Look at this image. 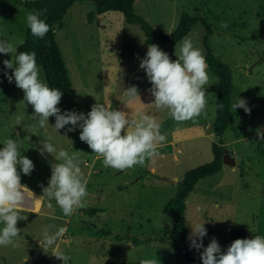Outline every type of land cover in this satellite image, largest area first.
I'll list each match as a JSON object with an SVG mask.
<instances>
[{"label":"rangeland","instance_id":"374dc122","mask_svg":"<svg viewBox=\"0 0 264 264\" xmlns=\"http://www.w3.org/2000/svg\"><path fill=\"white\" fill-rule=\"evenodd\" d=\"M93 8L89 0L73 2L55 29V39L71 81L57 105L61 114L67 110L86 116L95 103H103L109 96L116 110L133 116L138 112L154 116L167 140L194 136L181 142L183 152H175L178 143L166 145L162 154L146 161L143 167L115 171L101 165L102 173L91 174L86 185L87 207L95 210L68 217L65 227L71 238L68 242L63 239L58 242L59 248L71 257L68 264H140L149 258L157 259L158 264H187L169 244L172 221L164 214L163 206L175 192L174 182L185 171L212 158L208 138L214 136L211 132L214 102L209 95L205 114L195 122L182 124H177L166 112L146 106L154 97L148 91L151 84L146 73L139 67L149 47L144 43L141 29L127 23L117 11L95 13L89 22L87 13ZM133 9L151 26L166 33L173 30L181 13L199 14L213 30L208 38L211 53L231 69L230 111L234 118L218 139L234 159V166L225 164L217 173L196 181L187 196L185 209L188 236L190 225L204 223L207 235L203 246L214 237L222 251L235 239L264 236V0H134ZM29 12L32 11L12 0H0V39L15 47L22 42ZM224 22H227L226 28L221 27ZM203 33L204 28L197 23L184 37H190L204 54ZM181 40L154 44L175 60V48ZM11 58V54H0V69H5L3 61ZM38 66L45 81L43 70ZM208 74L210 81L216 83L215 76ZM130 86L137 87L144 105L136 104L132 108L124 105V90ZM23 95L14 81H0V145H4L6 138L16 141L21 155L34 164L25 186L42 195L41 186L47 187L51 165L57 163L55 153L51 156L45 152L41 156L43 142L52 143L57 151L63 149L77 155L80 168H83L81 159L90 162L93 153L79 140V127L68 132L71 126L66 125L56 132L52 128L55 117H49V127L39 128L37 120L32 118L31 105H24ZM237 97L246 99L250 114L240 108L232 111L231 104ZM20 114L25 118L20 126H15V117ZM99 164L102 162L97 161L95 166ZM52 204L48 208L47 201H43L39 214L21 213L27 219L17 222L21 229L19 246L14 256L5 259L0 255V264H26L19 257L22 254L29 257L31 250L34 252L32 264H47L50 249L41 255L42 247L34 243V238L41 237L44 226L54 224L59 228L64 223L61 209L55 201ZM134 238L139 241L133 243ZM186 241L190 246L188 237ZM192 250L200 255L203 248L199 252ZM50 264L63 262L53 256Z\"/></svg>","mask_w":264,"mask_h":264},{"label":"clouds","instance_id":"9594fccd","mask_svg":"<svg viewBox=\"0 0 264 264\" xmlns=\"http://www.w3.org/2000/svg\"><path fill=\"white\" fill-rule=\"evenodd\" d=\"M42 11L29 12L25 17L26 27L32 36L44 38L50 31V26L40 17ZM227 22L221 24L226 28ZM0 54H11L10 60H4L5 69H11L9 76L4 73L9 83L13 80L17 88L23 92L24 105H31L32 118L37 120L38 127H49V117H55L52 128L63 129L66 125L68 132L81 130L79 140L86 143L104 168L115 171H125L135 166L143 167L146 161L160 155L159 149L166 146L167 138L161 134V123L154 116L144 112L132 113L113 108L109 96L103 103H95L85 116L84 113L64 111L61 114L57 105L62 98L59 89L51 88L41 79V69L37 64L34 52H17L16 47L9 41L0 39ZM175 60L169 58L168 53L157 45H149L145 57L139 67L146 73L151 84L148 89L154 101L146 106L166 112L177 124L187 121L195 122L205 114L207 105L206 85L210 84L205 56L201 49L194 46L190 37H184L175 48ZM218 83V82H217ZM127 108L140 104V95L136 86L124 90ZM223 109V104L217 106ZM243 109L250 114L246 99L236 98L231 104L232 111ZM24 114L15 117V126H20ZM51 140V137H48ZM72 144V141L69 140ZM41 156L45 152L53 156L57 163L51 165V176L47 187H42V195L34 199V194L21 183L20 173L30 175L34 169L33 162L21 155L18 144L12 138H6L4 146L0 148V247H18L21 229L17 222L26 220L22 215L25 200V190L31 193L34 200L47 201V207L52 208V201L61 209L64 217H71L79 209L86 208L88 196L87 178L79 167L77 155H70L66 150H59L50 142H43L39 150ZM188 236L190 248L200 252L202 264H264V236L255 235L252 238L235 239L225 251L221 250L217 240L213 237L206 247L203 238L207 235L204 223L190 225ZM67 232L66 227L57 228L56 225L43 227L38 239L42 250L68 264L71 259L64 254L57 243ZM27 260V259H26ZM140 264H158L157 259L141 260Z\"/></svg>","mask_w":264,"mask_h":264},{"label":"trees","instance_id":"16d2710c","mask_svg":"<svg viewBox=\"0 0 264 264\" xmlns=\"http://www.w3.org/2000/svg\"><path fill=\"white\" fill-rule=\"evenodd\" d=\"M30 9L32 12L42 11L40 17L50 26V31L44 38H36L31 35L30 30L26 27L22 42L17 46V52H34L37 64L41 66L46 83L51 88L59 89L61 92L71 86L69 74L65 61L55 39V29L60 25V21L66 12V9L75 1L83 0H12ZM94 4L92 11L87 13V20L91 22L95 13L101 14L107 11L120 12L127 23L136 24L142 31L144 43L147 45L159 42L169 44L182 39L195 24L199 23L204 28L201 37V46L204 51L207 69L217 78L215 93V114L212 123L213 133L222 134L232 123L234 115L230 111V98L232 84L230 80L231 69L215 57L209 48L208 38L213 32L202 16L199 14L181 13L179 20L170 33H166L160 28L151 26L141 16L137 15L133 9L134 0H89ZM10 76L11 69H0V81H6L4 73ZM14 81V80H13ZM223 104V109L218 108ZM4 145H0L2 148ZM212 158L210 161L195 166L185 171L182 177L175 182V192L173 196L163 206V212L170 217L172 221L171 231L168 235V241L171 248L178 252L187 264H201L200 255L195 253L187 243L188 231L185 224V199L192 190L194 184L199 178L210 176L216 173L222 166L221 155L223 152L222 141H212L210 143ZM21 183L25 186L28 175L20 173ZM89 211L94 208L87 209ZM138 238L132 239L137 243ZM111 264V263H107Z\"/></svg>","mask_w":264,"mask_h":264},{"label":"crops","instance_id":"0c3cea01","mask_svg":"<svg viewBox=\"0 0 264 264\" xmlns=\"http://www.w3.org/2000/svg\"><path fill=\"white\" fill-rule=\"evenodd\" d=\"M207 71L208 72H210L208 69H207ZM216 78V77H215ZM215 81H213V80H211L210 81V84L211 85H209V86H205V87H207L206 89H205V91H206V99H207V97L210 95V99H211V102L213 101L214 102V100H215V93H216V86H217V78H216V83H214ZM215 89V90H214ZM214 119V118H213ZM192 127H194L193 125H191V128ZM196 127V126H195ZM194 129V128H193ZM211 132H213L212 130H211ZM202 135H204V134H202ZM194 135H188V136H185V137H182V136H180V137H177V138H171V139H169V140H167L166 141V145L167 146H170V145H172L173 143H178V144H175V152H183V150H184V146H183V144H181V142H185V141H187V140H189L190 138H192ZM208 137H209V134H208ZM209 139V141H210V143L213 141V139L212 138H208ZM223 146H224V144H222ZM211 150V149H210ZM169 151H171V150H169ZM159 152H160V154H162L163 153V147H161L160 149H159ZM212 154V153H211ZM97 161L98 160H95V156H94V154H93V156H92V158H91V160H90V162H87V160L86 159H81V162L83 163V165H82V167L83 168H81V170H82V172L84 173V175H85V177L87 178V180L89 181V179H90V176H91V174H95V175H97V174H101L102 173V171L104 170L103 169V167L101 166L102 164H99L98 166H95V164L97 163ZM99 163L101 162V161H98ZM225 166H227V165H225V164H222V166H221V168L218 170V171H220L222 168H224ZM234 168V167H233ZM149 170L150 171H152V167H150L149 168ZM217 171V172H218ZM216 172V173H217ZM215 174V173H214ZM200 179V178H199ZM169 182H174V180L173 181H169ZM175 183V182H174ZM195 185V184H194ZM194 187V186H193ZM193 189V188H192ZM30 190V189H29ZM33 194H34V196H33V198L34 199H38L41 195L39 194V193H37L35 190H30ZM191 192V191H190ZM189 192V193H190ZM188 193V194H189ZM188 196V195H187ZM32 198V195H31V193L30 192H28L27 190H25V203L23 204V211H26V212H30V213H32V214H39V213H41V208H42V201L41 200H34ZM187 203V197H186V199H185V204ZM87 209H89L88 207L87 208H83V209H79L78 211H77V214L78 215H80V214H83L84 212H89V210H87ZM186 209V208H185ZM99 211V210H98ZM97 211V212H98ZM100 211H104L103 209L102 210H100ZM55 218H56V216H55ZM62 218V220H64V223L62 224V226L61 227H65V223H67V221H68V217H61ZM188 231V230H187ZM187 237H188V235H187ZM70 238H71V236L69 235V234H64V236L60 239V240H58L57 241V243L58 242H60V241H62V239H63V241H70ZM38 239H40V237H37V238H34V243L35 244H37V246L39 245L40 247H41V245H40V243H39V241H38ZM19 240V239H18ZM128 240V239H127ZM129 241V240H128ZM131 246V245H130ZM2 249V248H1ZM16 249H17V247H12V246H8V247H3V249L1 250V251H3L2 253H0V255H2L5 259H6V256H14V252L16 251ZM51 249H50V251H48L49 252V257H48V260H47V264H50V261L52 260V258H53V255L51 254ZM22 253V252H21ZM43 253H44V250L41 252V255H43ZM33 258H34V252L31 250L30 251V253H29V257L28 256H25L24 254H22L20 257H19V259L21 260L20 262L22 263L23 261H25L24 263H26V264H32L33 263ZM27 259V260H26ZM8 264H17V263H13V262H7ZM18 264H20V263H18Z\"/></svg>","mask_w":264,"mask_h":264},{"label":"water","instance_id":"95a60500","mask_svg":"<svg viewBox=\"0 0 264 264\" xmlns=\"http://www.w3.org/2000/svg\"><path fill=\"white\" fill-rule=\"evenodd\" d=\"M255 63H253L251 66H253ZM251 66L249 67V70L251 69ZM219 133L215 132L213 138L218 139ZM221 162L222 164H227L230 166H234V159L230 156L228 151L226 149H223L222 155H221Z\"/></svg>","mask_w":264,"mask_h":264}]
</instances>
